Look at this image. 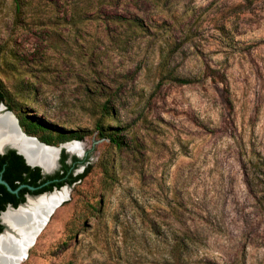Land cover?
Masks as SVG:
<instances>
[{
  "label": "rangeland",
  "instance_id": "rangeland-1",
  "mask_svg": "<svg viewBox=\"0 0 264 264\" xmlns=\"http://www.w3.org/2000/svg\"><path fill=\"white\" fill-rule=\"evenodd\" d=\"M22 1L0 79L90 171L19 264H264V0Z\"/></svg>",
  "mask_w": 264,
  "mask_h": 264
},
{
  "label": "bare ground",
  "instance_id": "bare-ground-1",
  "mask_svg": "<svg viewBox=\"0 0 264 264\" xmlns=\"http://www.w3.org/2000/svg\"><path fill=\"white\" fill-rule=\"evenodd\" d=\"M8 115H0V147L11 142L18 146L31 160L42 163L48 170L58 167V150L43 148L23 137L20 129ZM71 152L83 153L80 143L66 144ZM69 196V188L64 187L51 193L30 198L28 203L17 210L4 214L7 230L0 235V264H19L27 257L38 235L45 227L55 208Z\"/></svg>",
  "mask_w": 264,
  "mask_h": 264
},
{
  "label": "trees",
  "instance_id": "trees-1",
  "mask_svg": "<svg viewBox=\"0 0 264 264\" xmlns=\"http://www.w3.org/2000/svg\"><path fill=\"white\" fill-rule=\"evenodd\" d=\"M16 2V10L17 12H22L23 10V1L22 0H15ZM186 80V79H180ZM187 81V80H186ZM0 103H4L7 108L11 111H15L19 119V123L22 126L23 130L33 136H37L42 142H45L50 145H58L63 142L77 139L83 140L88 134V130H76L71 129L68 131L59 130L54 131L53 128L47 126L42 121L30 117L27 115L23 110H21L18 105L15 103L13 98L10 96L9 92L4 87L2 80L0 79ZM104 111L106 114L112 113V108L109 105H105ZM96 129L98 130V134L100 137L109 138L111 142H113L118 147H123L125 141L123 140L122 136L116 131V129H112L111 127L105 126L103 123L98 122L96 124ZM118 129V128H117ZM13 154V168L16 173L19 174L23 181L27 184L37 186L40 184L38 181L42 179V181L50 180L49 184H46L43 187H39L36 190H30L28 187H25L24 190H28L32 193H40L46 190H52L54 187L60 188L64 184H74L79 180H83L90 171L89 166L85 168L84 171L74 174V168L77 163L89 161V155L85 157V159H80L78 156H73L74 164L67 163V159L69 154L63 150L61 155V163L62 167L59 171H57L53 175H46L45 177L41 173V168L31 167L25 161V158L22 154L17 153L16 151H11ZM0 157H2L0 155ZM15 187L18 186L16 183ZM24 197L15 201L14 205L16 206L19 202L23 201Z\"/></svg>",
  "mask_w": 264,
  "mask_h": 264
},
{
  "label": "flooded vegetation",
  "instance_id": "flooded-vegetation-1",
  "mask_svg": "<svg viewBox=\"0 0 264 264\" xmlns=\"http://www.w3.org/2000/svg\"><path fill=\"white\" fill-rule=\"evenodd\" d=\"M1 151L2 150L0 149V155L2 156V157H0V179H2L4 182H0V235L4 234L6 224H7L4 221V214L6 212H8L9 210H13V209H9L10 206H13L14 210H17V209H19V207L21 205L27 204L30 198H36V197L40 196V194L48 192V191H52L55 188L54 187L52 190H46V191H43L40 193H32L28 190H24L25 187H28V189H30V190H36L39 187H43L46 184H49L50 180L42 181V179H39L38 181L40 182V184L37 186L27 184L25 181H23V178H21L19 176V174L15 172V170L13 168V164H12L13 163V154L11 153V151H16L17 153H19L18 150L15 148H7V149L3 150L4 152H1ZM19 154H21V153H19ZM87 156H88V154L86 153L85 157H87ZM85 157L80 158V159H85ZM68 159H69V157H68ZM68 159L66 160L67 163L74 164L73 159L71 162H68ZM25 161H26V159H25ZM87 162L88 161H85V162L80 161L79 163H77L75 165V168H74V174H78V173H75L76 169L80 165L85 164ZM26 163L28 164L27 161H26ZM28 165H30V164H28ZM30 166L36 167V166H32V165H30ZM38 167H40V166H38ZM41 173L44 177L46 175H53V174H44L42 168H41ZM16 183L18 184V186L15 187L14 185ZM30 186H33L35 188L31 189ZM16 189H18V190L13 191ZM22 197H24V200L19 202L15 206L14 205L15 201L22 198Z\"/></svg>",
  "mask_w": 264,
  "mask_h": 264
},
{
  "label": "water",
  "instance_id": "water-1",
  "mask_svg": "<svg viewBox=\"0 0 264 264\" xmlns=\"http://www.w3.org/2000/svg\"><path fill=\"white\" fill-rule=\"evenodd\" d=\"M0 115H8V117H11L13 120H16L15 124H17V127L20 129V131H21V129H22L21 133L24 134L23 137L28 138L31 142L35 143L37 146H41V147H43V148L54 147V148H56V149L58 150V158H57L58 167L53 168V170H48V169H47L42 163H40V162H36V161H35V162H34V161H31V160H30V159H29V158H28V157L22 152V150H21L18 146L14 145V144L11 143V142H7V143H5V144L0 148V149L2 150L1 152H4L3 150H5V149H7V148H15V149H17L19 153H21V154L24 155V157H25L26 161L28 162V164H30V165H32V166H40V167L42 168L44 174H54V173H56L57 171H59V170L61 169V167H62V163H61V155H62L63 150H65L66 153L69 154L68 162H71V161H72L74 155L78 156L79 158H84L85 155H86V152H83L82 154H79V153L71 152V151L68 149V147H67L66 144H68V143H70V142H72V141H79V140H77V139H73V140H70V141L63 142V144H60L59 146H57V145H50V144H47V143H45V142H42L38 137L27 134V133L23 130L22 126L20 125L18 117L15 115V113H14L13 111L7 109V106H6L4 103H0ZM81 168H82V167H81ZM80 171H81V169H77V170L75 171V173H79ZM0 182H4V181H3L2 179H0ZM67 185H70V184H64V185L61 186L60 188L55 187L54 190H52V191H48V192H45V193H42V194H40V195H43V194H46V193H51V192H54V191H57V190H61V189H63L64 187L69 188V186H67ZM30 188H31V189H34L35 187L30 186ZM10 189H11V188H10ZM17 190H18V189L13 190V191H17ZM65 200H66V199H64L62 202H64ZM62 202H60L59 205H60ZM9 209H13V210H14V207H13V206H10ZM7 227H8V225L6 224L5 231H6Z\"/></svg>",
  "mask_w": 264,
  "mask_h": 264
}]
</instances>
